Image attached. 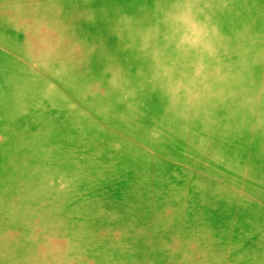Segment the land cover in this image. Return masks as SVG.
Here are the masks:
<instances>
[{
  "label": "rangeland",
  "instance_id": "obj_1",
  "mask_svg": "<svg viewBox=\"0 0 264 264\" xmlns=\"http://www.w3.org/2000/svg\"><path fill=\"white\" fill-rule=\"evenodd\" d=\"M0 264H264V0H0Z\"/></svg>",
  "mask_w": 264,
  "mask_h": 264
},
{
  "label": "clouds",
  "instance_id": "obj_2",
  "mask_svg": "<svg viewBox=\"0 0 264 264\" xmlns=\"http://www.w3.org/2000/svg\"><path fill=\"white\" fill-rule=\"evenodd\" d=\"M192 37L195 40H202L203 39V36L201 34H199L198 32H193Z\"/></svg>",
  "mask_w": 264,
  "mask_h": 264
},
{
  "label": "bare ground",
  "instance_id": "obj_3",
  "mask_svg": "<svg viewBox=\"0 0 264 264\" xmlns=\"http://www.w3.org/2000/svg\"><path fill=\"white\" fill-rule=\"evenodd\" d=\"M239 107V106H238ZM240 107H241V105H240ZM224 108H226V104L224 103Z\"/></svg>",
  "mask_w": 264,
  "mask_h": 264
}]
</instances>
